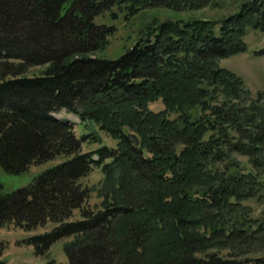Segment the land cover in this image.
<instances>
[{
    "label": "trees",
    "instance_id": "trees-1",
    "mask_svg": "<svg viewBox=\"0 0 264 264\" xmlns=\"http://www.w3.org/2000/svg\"><path fill=\"white\" fill-rule=\"evenodd\" d=\"M223 1L0 0V167L21 175L64 157L12 193L0 181V229L51 222L24 243L43 255L76 237L65 246L70 264H264V213L252 218L244 205L264 195V94L254 98L242 77L218 66L248 50L250 29L264 33V0H235L234 13L217 21L155 19L118 59L99 57L115 32L96 22L106 13ZM158 101L165 109L153 112ZM62 111L117 148L85 153L100 139L78 137L56 116ZM94 167L107 178L121 171L104 210L87 208L81 180ZM76 210L82 219L70 222ZM5 249L0 242V264Z\"/></svg>",
    "mask_w": 264,
    "mask_h": 264
},
{
    "label": "rangeland",
    "instance_id": "rangeland-1",
    "mask_svg": "<svg viewBox=\"0 0 264 264\" xmlns=\"http://www.w3.org/2000/svg\"><path fill=\"white\" fill-rule=\"evenodd\" d=\"M237 8L235 0H224L221 7L207 5L199 9L174 11L171 9H143L135 16L127 18L125 13L119 12L118 19H113L110 14L106 13L96 19L99 24L112 26L115 30L114 34L109 37V47L99 54V57L104 59H118L125 51L130 48L139 36V31L145 25L153 20H220L229 14L234 13ZM127 18V19H126ZM248 46L246 52L236 54L234 56L220 59L218 66L233 71L245 80L247 87L252 91L253 97L256 98L258 93L264 94V54L256 55L264 49V33L258 30L250 29L245 37ZM41 69L35 68L31 70V75L37 74ZM253 98V99H254ZM150 109L153 112H160L165 109L162 101L150 104ZM56 116L65 121L77 123L75 132L78 137L84 135L96 134L100 141L89 140L83 145L85 153L95 151L103 146L117 148V142L107 136L99 127L86 126L78 123V119L65 111H62ZM137 137L136 134H132ZM95 136V135H93ZM138 138V137H137ZM139 140V139H138ZM94 141V142H93ZM140 143V141H139ZM97 158V156H95ZM237 161L243 165V170L246 172L253 171L257 173L251 165L248 164V158L241 155L235 156ZM64 160V157H58L56 160L49 161L42 165H34L27 172L21 175H13L5 172L0 167V181L4 186V193H12L20 188L26 187L32 183L35 177L43 171L53 167ZM246 166V167H244ZM120 172L115 173L113 177L107 178L101 167H94L88 176L81 180L83 186L89 190V198L87 208L92 210H104L107 204L115 202L114 192L120 188ZM264 192L261 189L260 194ZM120 193V192H119ZM244 205L248 208L249 216L257 218L264 213V195L260 198H255L247 201ZM82 219L81 212L76 210L70 222L80 221ZM55 224L49 222L44 227H39L34 231L26 232L15 228L13 225H8L0 229V242H3L6 249L3 254V259L8 264H70L65 246L74 240L76 237L62 239L55 244L43 255H36L33 246L26 245L25 240L48 231H51ZM223 254H226L222 251ZM221 253V254H222ZM250 255L246 256L249 257Z\"/></svg>",
    "mask_w": 264,
    "mask_h": 264
},
{
    "label": "water",
    "instance_id": "water-1",
    "mask_svg": "<svg viewBox=\"0 0 264 264\" xmlns=\"http://www.w3.org/2000/svg\"><path fill=\"white\" fill-rule=\"evenodd\" d=\"M130 138L134 141L136 145H139V140L135 135H130Z\"/></svg>",
    "mask_w": 264,
    "mask_h": 264
}]
</instances>
